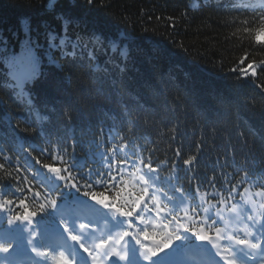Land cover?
<instances>
[{"label":"trees","instance_id":"trees-1","mask_svg":"<svg viewBox=\"0 0 264 264\" xmlns=\"http://www.w3.org/2000/svg\"><path fill=\"white\" fill-rule=\"evenodd\" d=\"M261 15L264 0H0V225L45 202L33 176L56 178L48 167L61 169V185L77 183L111 203L118 190L126 197L142 187L124 165L146 173L140 161H151L158 197L184 203V225L194 230V209L213 219L244 191L263 201ZM33 56L35 75L14 87L9 62L19 69ZM64 161L76 163L72 177ZM72 200L100 205L64 192L35 223L54 228L64 219L71 229L57 208ZM241 229L230 235L243 239Z\"/></svg>","mask_w":264,"mask_h":264},{"label":"snow or ice","instance_id":"snow-or-ice-1","mask_svg":"<svg viewBox=\"0 0 264 264\" xmlns=\"http://www.w3.org/2000/svg\"><path fill=\"white\" fill-rule=\"evenodd\" d=\"M89 3L92 0H88ZM260 27L255 30V40L257 44L264 43L261 40V36L264 35V15H261L259 18ZM245 32H249V28L244 29ZM243 63V61H241ZM264 64V61L261 62ZM38 60L33 56L30 57L28 66L17 69L14 61L9 62V67L11 68L10 75L14 81L13 86L23 89L24 85L32 79L35 75L36 66ZM248 69L251 70V75H256V69L252 64L248 65ZM242 75L247 76L248 72L245 69L240 70ZM119 150L117 149L113 155H118ZM106 154L101 153L103 158ZM131 155H136V153H131ZM179 156V151L177 152ZM54 159L63 160V155L59 157H53ZM196 157H190L185 159L183 163L185 165L191 164ZM67 165L63 170L68 173L69 177H72V169H76L77 165L75 162L69 164L68 161H64ZM107 163H113L111 157L108 158ZM133 168L136 167V161H130ZM141 164L147 168V173H142L138 178H136L137 184H142L139 193L129 192L126 197H121L120 193L123 189L117 191V198L111 203H105L103 200L97 201V193L93 191H82V187L78 186L77 183H65L61 185L59 180H66V177L60 176V168L48 167L49 172L55 173L56 178H49L47 176L41 175V173L36 172L33 176L34 180L39 181V185H42L46 191L44 193V203H40L38 210L30 211L27 207H24L23 214L17 213L15 215L9 216L7 218V227H4L3 224L0 225V232L10 230L15 225H22L24 231L27 233L25 240L27 255L23 251L18 250L17 243L15 239H0V264H49V256L51 254L52 259L55 260V264H79L77 260V254L83 257L84 264H102V262L107 259V264H120L122 261L123 264H127L129 248L133 245H139V249L142 254V260L147 262V264H152V258L159 256L166 249H169L174 241L180 240L182 236H188L195 241H208L213 243V247L217 245L212 241V238L204 231L203 227L199 230H194L191 225L181 224V218L175 214V208L172 211L168 212L162 220V226L164 229H168L169 225H172L171 232H165L164 236L160 243L156 244L154 247H147L143 245L142 240L140 239L143 236L144 239H147L150 235L155 238L158 233H149L145 228L138 227L136 225V220L139 219L143 222L144 217L141 213L137 212V209H140L141 204L145 201V198L149 195V187L155 188L157 184L158 177L154 175L156 173V168L152 166L151 161L145 162L144 160L140 161ZM3 167V165H0ZM111 172V168L108 169ZM74 179V177H73ZM91 187V184L88 185ZM114 186V185H113ZM82 193L86 197H90L91 200L97 201L103 208L110 210L116 214L115 218L112 216H105V223H111L113 228H124L122 235L113 240L112 250L105 247L107 240H101L99 245H92L89 247V242L91 238L95 235V230L91 227H87L84 223L76 222V231L73 232L67 225V222L64 219L60 220V225L66 233V238L63 244H57L56 241L61 239L54 233H48L49 242L43 246H40L36 243L37 240L41 238V228L36 225L35 218L44 213L46 209H53L57 206L58 199L62 196L64 192H68L71 195L72 191ZM41 193L37 191L35 193L34 199L40 197ZM151 199L155 201L157 199L155 192L152 194ZM171 203V197H165ZM7 205H12V200L6 201ZM21 205H24V201H20ZM196 207H201V205H196ZM261 209H264V204L259 206ZM158 209L157 215L164 212V209L160 207L159 204H156ZM234 210V209H233ZM8 213H11L12 209L9 207L6 210ZM207 211V209H205ZM251 211V210H250ZM135 214V216H134ZM0 215H4V210L0 209ZM171 217V219H168ZM128 218V219H124ZM212 219L210 216H205L204 222ZM235 219L239 223H243L246 228L251 229L247 235H252L256 233L257 235H264V211L259 212L258 214H241L237 213ZM192 220H197V213L195 209L192 213ZM166 221V222H164ZM213 224L216 223L212 219ZM89 225L93 224V221L88 222ZM31 225V226H30ZM126 225V227H124ZM82 230V231H81ZM71 239L74 243L70 246L67 244V240ZM216 238L217 239H235L236 243L246 248L258 249L259 254L264 256V246H261L259 243H251L248 239H236L235 236L229 235L221 237L220 228H216ZM108 239H112V233L109 231ZM119 246V251H114L116 247ZM74 248V251H70L69 248ZM143 248V251L141 250ZM83 249V252L80 251ZM225 251L229 252L230 255L225 257L221 253L217 255L221 256L222 264H237V260L243 257L252 256L253 259L256 258L255 252L244 251L243 248H228L225 247ZM56 253H59L57 256ZM67 253V255H66ZM87 253V256L84 255ZM116 256V259H111L112 256ZM91 258V259H89ZM261 264H264V260H261Z\"/></svg>","mask_w":264,"mask_h":264},{"label":"rangeland","instance_id":"rangeland-1","mask_svg":"<svg viewBox=\"0 0 264 264\" xmlns=\"http://www.w3.org/2000/svg\"><path fill=\"white\" fill-rule=\"evenodd\" d=\"M143 173V171L141 170V168L140 167H137V168H135L134 169V174H135V176H136V178H138L141 174ZM147 173V172H146ZM261 204H264V202H262V203H259V204H254V205H250V204H248V203H246V209H248V210H251L250 212H248L247 214H258V212H262V211H264V209H261L259 206L261 205ZM185 205H184V203L182 204V205H180V208L181 209H185V207H184ZM97 229H101L102 231H103V233H106L107 232V229H108V227H107V225H102V224H97ZM101 231V232H102ZM20 232L22 233V234H20ZM100 231H99V233L100 234H102ZM24 234H26L27 235V233H23L22 231H20V230H17V231H15V232H13V233H11V234H7V236L5 235V234H1L0 233V237H2V238H7V237H15V236H19V235H24ZM59 240V239H58ZM57 240V241H58ZM99 240L98 239H96V242L94 243L95 245H97V242H98ZM36 243H37V241H36ZM67 244L68 245H72L73 243L72 242H67ZM264 245V242H263V244L261 245V246H263ZM90 247V246H89ZM245 247V246H244ZM246 248V247H245ZM247 249V248H246ZM69 250L70 251H74V248H69ZM251 252H255L256 253V256H257V258H258V263L257 264H261V260H264V256H261L260 254H259V250L258 249H249ZM24 253H27V252H25V251H23ZM83 252V251H82ZM129 252V254H132V250H129L128 251ZM26 255V254H25ZM66 255H67V253H66ZM164 256V255H163ZM216 258H220V256H216ZM250 259H252V256H249V258H248V260H247V262L246 263H248V264H250ZM175 260V259H174ZM107 263V262H106ZM105 263V264H106ZM221 264H222V262H220ZM102 264H103V262H102Z\"/></svg>","mask_w":264,"mask_h":264}]
</instances>
